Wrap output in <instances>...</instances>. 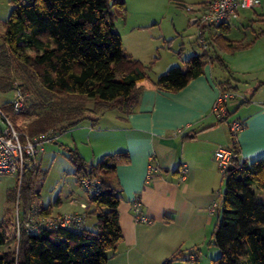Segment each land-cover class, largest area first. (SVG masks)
Returning a JSON list of instances; mask_svg holds the SVG:
<instances>
[{"label": "trees", "instance_id": "obj_1", "mask_svg": "<svg viewBox=\"0 0 264 264\" xmlns=\"http://www.w3.org/2000/svg\"><path fill=\"white\" fill-rule=\"evenodd\" d=\"M11 12L0 34V62L12 66L24 80L22 92L33 91L46 112L30 122L31 136L52 137L81 124L94 121L92 114L109 109L132 111L148 80L163 91H177L204 72L214 62L227 72L217 85L223 93H238L233 75L211 44L207 50L185 59L186 69L173 65L155 79L151 66L125 53L115 21L125 18V0H10ZM210 27V26H207ZM214 42L228 52L252 44L231 40L225 35L229 25H219ZM264 34L261 29L255 37ZM9 74L0 75V89L12 90ZM240 99L238 106L246 102ZM93 106L89 107L88 104ZM8 109L13 110L10 102ZM228 112V117L234 113ZM24 113V112H23ZM28 113V114H27ZM31 115L29 110L25 115ZM33 115V114H32ZM225 122L226 119H217ZM77 181H97L87 192L86 215L94 217L91 226L80 230L65 227L42 228L30 233L21 229L9 206L0 220V264H106L122 238L119 221L120 191L116 188L119 164L127 163L126 152L107 153L87 162L76 149L63 144ZM233 167L222 174L225 181L220 218L212 242L220 253L213 264H264V200L254 189L264 192V157L240 160L232 138ZM37 166L24 172L21 182L7 192L11 202L18 195L23 201L22 219L33 202ZM19 200V201H20ZM26 206V208H25ZM33 209V208H32ZM51 207L38 206L49 215ZM181 258V252L163 264Z\"/></svg>", "mask_w": 264, "mask_h": 264}, {"label": "crops", "instance_id": "obj_2", "mask_svg": "<svg viewBox=\"0 0 264 264\" xmlns=\"http://www.w3.org/2000/svg\"><path fill=\"white\" fill-rule=\"evenodd\" d=\"M206 1L125 0V18L115 21L125 53L151 66L150 76L155 79L164 68L177 64L175 57L183 53L182 47H172L184 30L182 18L172 13L185 7L195 24ZM237 20L252 32L233 40L252 41L250 46L234 52L222 49L212 37L220 32L219 27H207L206 36L231 71L236 90L250 93L243 97L245 103L238 106V98L229 109L235 111L230 118H239L245 124L236 138L238 158L254 160L264 157V34L255 37L263 27H253L255 21L264 24V0L244 10ZM163 44L176 56L160 54L157 58ZM199 50L192 48L188 54L203 52L200 44ZM217 66L208 62L201 75L177 91L160 90L145 80L140 83L143 90L132 111L104 110L92 114L96 120H85L54 136V143L76 149L87 162L107 153L126 152L129 156L127 163L117 166L116 173L122 238L106 264H163L179 251L181 258L171 264H213L212 259L219 255L212 235L220 218L225 181L214 152L230 147L232 136L227 124L211 113L220 92L217 82L227 75ZM149 164L154 167L150 177ZM181 169L185 170L184 178H180ZM257 197L264 200V192ZM88 200V194L72 197L69 207L56 212L51 209L50 214L85 213L87 207L91 209ZM136 200L150 221L135 219ZM94 220L86 215L85 226H91Z\"/></svg>", "mask_w": 264, "mask_h": 264}, {"label": "built area", "instance_id": "obj_3", "mask_svg": "<svg viewBox=\"0 0 264 264\" xmlns=\"http://www.w3.org/2000/svg\"><path fill=\"white\" fill-rule=\"evenodd\" d=\"M259 0H207L203 3V9L197 18V39L203 50L209 48L206 36L207 26L218 27L229 25L236 21L244 10L255 8ZM14 94L10 100L13 110L22 107L25 95L21 88L15 87ZM238 101L237 93L219 92L211 107V113L217 119H226L228 130L236 142L238 133L243 129L244 122L239 118H227L230 111L229 106ZM181 129L177 130L180 132ZM52 137L45 135L31 136L26 130H19L14 127L11 119L0 106V175L12 174L20 183L24 172L37 166V156L44 150V144L52 141ZM233 150L231 147H219L214 152L219 170L223 173L231 163ZM152 164H149L151 176ZM184 169L180 170V178H184ZM97 181L82 180V187L86 192L92 190ZM216 204L213 205L214 208ZM85 208L86 205L82 204ZM141 202L134 203L135 219L138 222L150 221L147 216L141 213ZM16 235L24 228L30 233L37 232L42 228L65 227L72 230H80L85 226V214L79 212H67L59 215H42L37 210L27 214L25 219L20 220L19 213H16Z\"/></svg>", "mask_w": 264, "mask_h": 264}, {"label": "rangeland", "instance_id": "obj_4", "mask_svg": "<svg viewBox=\"0 0 264 264\" xmlns=\"http://www.w3.org/2000/svg\"><path fill=\"white\" fill-rule=\"evenodd\" d=\"M11 8L12 4L10 0H0V34L3 32V23L8 18L11 12ZM182 9L183 14L180 13ZM179 10L180 11H177L176 13H172L173 9H171V13L182 18L181 21L184 26V30L181 31L182 34L178 37V39H176L172 47L175 50L178 47H182L183 53L180 54V57H178V55L177 57H175L176 55H173V53H168L169 48L165 44H163V46L159 47L157 58L160 54L161 57L163 55L165 56V54L166 56H173L177 60V64L175 65L181 67L182 69H186L185 59L189 57L188 55L190 54L188 53L192 51V48L200 51L197 39V22L195 24L191 23L192 13L190 12V10L185 7L180 8ZM165 22H168V24H170L169 21H164V24ZM242 23L239 20H236L232 24H230V30L228 32L229 34L227 33L228 35L225 36L229 39L232 38L231 40H233L235 38H241L246 33L250 35L252 29L246 25L242 26ZM244 23H248V21H244ZM263 25L264 24H260L259 21H255L253 27L254 29H258V27L264 28ZM181 42H183L182 46L179 45ZM163 67H165V65ZM164 69V71H166V69L168 68ZM4 74H9V76L11 77L13 88L12 90L0 89V106L9 116L15 128L19 130L29 131L28 126L30 122H32L33 119L39 114L46 112L47 109L43 108V106L39 103L38 98L31 90L26 91V93L24 94L25 98L21 108L12 111L8 109V103L13 97L14 88L19 87L22 90L24 80L19 76V74L12 66H6L3 62H0V75ZM238 93V98L240 99H243V97L250 95V93H248L247 91H239ZM88 106L92 107L93 104L89 103ZM27 110H29L33 115H27L28 113L25 115ZM238 113L240 114L241 111H238ZM44 147L45 150L37 156V167L39 168V170L37 176L34 178L33 202L32 206L30 207V211H28L27 214L32 211L33 207H37L39 205L44 207L50 206L51 209L54 210L53 212L61 211L66 207H69L68 202L72 197L83 198L86 197L87 194L82 185H80V183L77 181L76 176L73 173V165L65 155L64 149L59 147L58 144L54 143L53 141L46 142L44 144ZM16 184L17 179L14 175H0V220L6 214V209L8 206L10 208L12 216H14L15 218L16 213H19L20 220H22L21 214L24 210L23 201L19 199L18 195H16L15 200L11 202H8L7 200V189L17 186ZM254 191L257 194L263 192L262 190L256 188L254 189Z\"/></svg>", "mask_w": 264, "mask_h": 264}, {"label": "water", "instance_id": "obj_5", "mask_svg": "<svg viewBox=\"0 0 264 264\" xmlns=\"http://www.w3.org/2000/svg\"><path fill=\"white\" fill-rule=\"evenodd\" d=\"M233 167V164L230 163L229 166H228V169H231Z\"/></svg>", "mask_w": 264, "mask_h": 264}]
</instances>
